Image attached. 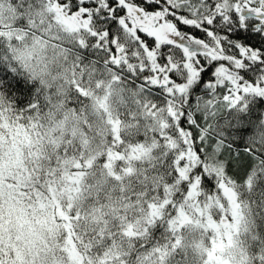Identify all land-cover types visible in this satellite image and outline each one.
I'll return each mask as SVG.
<instances>
[{
	"label": "snow or ice",
	"instance_id": "obj_1",
	"mask_svg": "<svg viewBox=\"0 0 264 264\" xmlns=\"http://www.w3.org/2000/svg\"><path fill=\"white\" fill-rule=\"evenodd\" d=\"M0 264H264V0H0Z\"/></svg>",
	"mask_w": 264,
	"mask_h": 264
}]
</instances>
